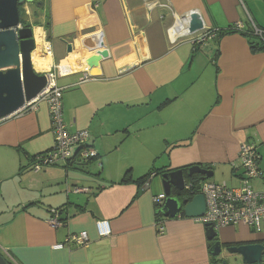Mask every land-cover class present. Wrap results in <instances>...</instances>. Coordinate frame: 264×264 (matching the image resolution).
<instances>
[{"label": "crops", "instance_id": "obj_1", "mask_svg": "<svg viewBox=\"0 0 264 264\" xmlns=\"http://www.w3.org/2000/svg\"><path fill=\"white\" fill-rule=\"evenodd\" d=\"M38 1L21 14L36 43L32 66L65 72L53 79L63 121L69 133L88 132L95 155L82 161L73 147L70 160L35 171L36 156L54 143L47 103L0 120V253L12 264H212L199 220L161 216L158 232L153 197L163 189L155 172L201 164L210 181L237 186L239 148L251 142L260 174L249 184L264 192V49L241 32L217 36L230 26L262 31L263 10L243 0ZM192 11L206 28L196 38L186 33ZM209 30L216 36L196 42ZM99 42L108 56L90 70L84 60ZM98 219L110 222V236H98ZM216 230L227 245H264V228ZM81 231L87 244L53 248Z\"/></svg>", "mask_w": 264, "mask_h": 264}, {"label": "water", "instance_id": "obj_2", "mask_svg": "<svg viewBox=\"0 0 264 264\" xmlns=\"http://www.w3.org/2000/svg\"><path fill=\"white\" fill-rule=\"evenodd\" d=\"M38 2V0H0L1 120L24 110L30 103H34L46 87H52L48 74L36 72L32 66L31 54L36 49L33 30L21 23V13H27L24 7L32 3L38 4ZM203 31L205 27L201 16L196 11L190 12L186 33L196 38L195 34ZM62 42L66 45V53L72 52L73 44L66 40ZM102 45L103 43L99 42V48L94 49L95 53L84 60L88 69L98 67L100 62L108 56L106 49H100ZM194 174L208 179L212 176V171L201 164H194L164 170L160 173L162 194L165 198L157 204L156 210L163 217L174 218L183 214L185 217L197 219L205 213L204 195L201 193L193 195L195 186L192 182L187 183L186 180ZM205 227L206 236L212 241L209 252L220 264L231 262L234 264H264L263 244L253 241L246 244L227 245L217 239L214 224H206ZM224 246L229 247L223 249ZM225 252L228 254L227 258L222 256ZM0 264L11 263L0 253Z\"/></svg>", "mask_w": 264, "mask_h": 264}, {"label": "built area", "instance_id": "obj_3", "mask_svg": "<svg viewBox=\"0 0 264 264\" xmlns=\"http://www.w3.org/2000/svg\"><path fill=\"white\" fill-rule=\"evenodd\" d=\"M254 31L262 38L263 32L261 30L254 28ZM214 36H216V33L209 30L206 33H201L196 42H204ZM51 48V45L48 43L45 45L44 51L50 53ZM58 74H65L60 66H56L55 72L51 71L48 74L49 83L52 84V87H46L35 99L34 103H30L24 108H34L37 101L44 100L48 106L51 128L54 134L53 146L44 153L36 156L32 165L35 171L39 170L42 166L54 165L58 162L70 160L73 147L80 148L78 155L82 161H87L95 155L87 147L88 132L86 130L69 133L66 128L62 116V88L57 87L53 82V79ZM238 163L242 169V176L237 186L228 187L224 183L218 184L213 181L198 183L199 193L204 195L206 211L197 220L204 225L214 224L216 229L236 224H245L254 232L258 233L264 228V192L255 191L249 184L253 178H256L260 174L258 165L259 155L254 143L245 142L241 144ZM152 175L150 174V176ZM144 186L147 187L148 183L145 182ZM164 198L165 196L162 193L153 197L156 207ZM52 214L50 225L52 227L61 225L62 222L59 219V212L54 210ZM95 227L99 237H108L111 235V226L108 220H96ZM156 228L159 233L164 231L160 218L156 221ZM88 240L89 237L86 231L72 233L66 237L64 242L54 244L53 248L61 249L70 244L81 246L87 244Z\"/></svg>", "mask_w": 264, "mask_h": 264}, {"label": "trees", "instance_id": "obj_4", "mask_svg": "<svg viewBox=\"0 0 264 264\" xmlns=\"http://www.w3.org/2000/svg\"><path fill=\"white\" fill-rule=\"evenodd\" d=\"M235 28V29H234ZM232 27L230 26L229 28H227L225 31L223 30H219L218 33H217V36L220 37L221 34H224V32H228V33H235V32H241L242 34H244L249 42H250V45L253 49H257V50H261V49H264V33L262 35V38L258 37V36H254L251 34L254 33L252 29H247L245 31L243 30H237L236 27ZM262 31L264 32V29H262ZM245 32V33H244ZM251 33V34H250ZM35 159V157L32 159V161ZM154 169H151L148 174L142 176L138 181H140L139 183H143V181L146 179V177H148L150 174L153 173ZM164 171V169H159V170H156L155 173H162ZM209 179V178H208ZM208 179H203L201 178L200 175H197V174H194L192 175L191 177H187L186 180H187V183L188 182H192L194 184V188H193V194H196V193H199V185L198 183H202L203 181L205 180H208ZM157 209V208H156ZM156 216H160L161 217V214L159 213V211L156 210ZM12 264V263H11ZM212 264H216V260L212 257Z\"/></svg>", "mask_w": 264, "mask_h": 264}, {"label": "rangeland", "instance_id": "obj_5", "mask_svg": "<svg viewBox=\"0 0 264 264\" xmlns=\"http://www.w3.org/2000/svg\"><path fill=\"white\" fill-rule=\"evenodd\" d=\"M244 1V5L246 9H254V10H263L264 13V1L263 0H243ZM34 4V3H32ZM34 6V5H33ZM35 7V6H34ZM33 8V7H32ZM242 8V7H241ZM23 14V12L21 13ZM238 185V184H237ZM232 187V186H230ZM161 214V213H160ZM162 216V215H161ZM157 218H161L160 216H158ZM230 264H234L233 262H231Z\"/></svg>", "mask_w": 264, "mask_h": 264}, {"label": "flooded vegetation", "instance_id": "obj_6", "mask_svg": "<svg viewBox=\"0 0 264 264\" xmlns=\"http://www.w3.org/2000/svg\"><path fill=\"white\" fill-rule=\"evenodd\" d=\"M248 26V25H247ZM236 29L237 30H242L241 28H238L237 26H236ZM205 30H206V28H205ZM258 30V29H257ZM200 36V35H199ZM198 36V37H199ZM254 36H258V34H256V32H254ZM259 37V36H258ZM195 40V39H194ZM189 195V194H188ZM187 196V195H186ZM229 246H224L223 247V249H226V248H228ZM223 256V258H227L228 257V254L225 252V254L224 255H222ZM216 264H220L218 261H216Z\"/></svg>", "mask_w": 264, "mask_h": 264}, {"label": "bare ground", "instance_id": "obj_7", "mask_svg": "<svg viewBox=\"0 0 264 264\" xmlns=\"http://www.w3.org/2000/svg\"><path fill=\"white\" fill-rule=\"evenodd\" d=\"M210 180L208 179V180H205V181H203V182H209Z\"/></svg>", "mask_w": 264, "mask_h": 264}, {"label": "clouds", "instance_id": "obj_8", "mask_svg": "<svg viewBox=\"0 0 264 264\" xmlns=\"http://www.w3.org/2000/svg\"><path fill=\"white\" fill-rule=\"evenodd\" d=\"M157 208V207H156Z\"/></svg>", "mask_w": 264, "mask_h": 264}]
</instances>
